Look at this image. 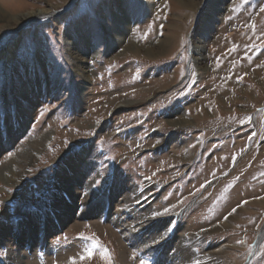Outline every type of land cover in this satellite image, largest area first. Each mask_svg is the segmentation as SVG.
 <instances>
[{"label": "rangeland", "instance_id": "obj_1", "mask_svg": "<svg viewBox=\"0 0 264 264\" xmlns=\"http://www.w3.org/2000/svg\"><path fill=\"white\" fill-rule=\"evenodd\" d=\"M116 1L0 0V53L16 44L10 58L0 55V264H68L92 245L81 233L101 247L78 264H108L105 252L111 264H176L170 237L146 248L113 221L122 214L130 226L146 215L134 213L142 208L133 187L157 196L153 209L186 198L155 220H167L164 229L178 222L177 243L189 249L180 261L255 264L249 245L264 242V0L239 11L232 8L240 0H122L130 27L122 41L109 30L121 15ZM39 9L50 13L18 18ZM81 33L87 78L67 44ZM165 40L163 54L144 53ZM196 40L206 44L207 70L195 60ZM132 43L139 53H127ZM46 133L53 136L44 152L20 159ZM82 192L90 193L86 207ZM52 211L65 220L45 234Z\"/></svg>", "mask_w": 264, "mask_h": 264}, {"label": "bare ground", "instance_id": "obj_2", "mask_svg": "<svg viewBox=\"0 0 264 264\" xmlns=\"http://www.w3.org/2000/svg\"><path fill=\"white\" fill-rule=\"evenodd\" d=\"M116 2L118 3L119 12L121 13V15H116V16L114 15L115 18L117 19V24H113L112 26H110L109 30L113 34L114 38L117 41H122L124 39V37L128 35L127 32H128V30H129L130 27L128 26V18H127L126 13H125L126 11H125L124 7L121 4L122 0H117ZM181 2L184 5H186V6L190 5V2L185 3L184 0H182ZM192 4H193V2H191V5ZM49 13L50 12L47 9H39V10H36V11L27 12V13L21 15V16H18V18H26V17H32V16H41V15H47ZM3 19H7V15H5ZM9 19H13L15 21L16 20V17L12 16ZM81 34H82L81 35V40L79 42L77 41L75 43L74 40H73V38L70 37L68 39V41H67V44L69 45L70 52L72 54V57L75 60V65H76L77 70L81 72V76H83V78H87L85 76V71L83 70V66L80 65V61L82 63L86 62V60H84L85 58L82 57V54H86V52H88L90 50V46L88 45L86 34L85 33H81ZM196 41L197 42H195V46H194V49L195 50H194V52L197 54V57L195 58V60L198 62V66L201 65V67H200L201 69L207 70L206 68L203 67L204 65L202 66V64L204 62V59H205V57H204V51L206 50V44L204 42H202V41H198V40H196ZM161 43H162V45L160 44L161 46L158 47V48H155V46H150L149 48H147L146 52H144V53H147L148 55L153 56V57L156 54H159V53L160 54H163L167 50V48L170 47L169 46L170 43H169V40H165V41H163ZM83 44H84V47L81 46ZM15 46H16V44H13L11 47L7 48V50H5L4 52L0 53L1 57L4 56L6 58H10V56H12V52H13V49L15 48ZM126 48H127V53L136 54V52L137 53L140 52V48L137 45H135L134 43H132L131 45L127 46ZM39 58L41 59V57H39ZM39 58H38V60H39ZM38 63L40 64L41 62L38 61ZM40 66H41V64H40ZM223 96L225 98H227V101L230 99V95L227 92H224V95ZM130 103L131 102H127L126 104H130ZM26 115H27L26 112L22 114V116H23V120L22 121L23 122L20 123V124H22L23 127L25 126V123H26V118H25ZM52 134L53 133H48V134L46 133L43 137H41L39 139L37 138L38 140L35 141L31 145V147L28 149V151L26 153L24 152L25 154L22 157H20V159L24 160L25 163L29 162L30 160H33L32 158H34V157L36 159L39 155H41L44 152V150L47 148V146L51 142L52 136H53ZM17 162H15V163H17ZM13 173H14V168H10V171H8V173H7V175H8L7 178L8 179L7 180L6 179H3V180L6 181L7 183L9 182V180L11 181V178L10 177L13 178ZM111 186H112V183L109 180L107 182V186H105L106 188H104L102 192L105 195H107V194L112 195L110 193V190H111L110 187ZM131 190L133 191V194L137 196V198L141 197L142 192L140 190H137L135 187L131 188L130 189V192H132ZM70 192H71V195H74V193L72 191H70ZM130 197H131V194L128 193V195L126 197L127 199L124 200V201L125 202L126 201L129 202ZM156 197L157 196H155L154 194L151 193V195H149V201L148 202H145V203H142L140 205H137L138 207L141 206L142 209L140 210V209L136 208L134 210V213L135 214H138L139 213L140 215L141 214L142 215L143 214H146L147 215L148 213H150L153 210L152 202L155 200ZM127 204H129V203H127ZM134 205H132V206H134ZM53 207H54V205H53ZM137 209L140 210V212ZM71 210L72 209L67 208L64 211L65 212V216L67 218H69V216L71 215ZM143 210H145V212H143ZM122 216H123L122 214H117L116 217L113 218V221L115 222L117 228L118 229H121V231L123 233H125V234L131 233L130 234L131 237L140 239L141 244H138V245H142V244L145 245L146 243L150 245L152 239L155 238V237H157L159 235V233L164 230L163 226H164V224L167 223V220H160L158 222L155 221L156 224L153 223L147 229H142L140 232H133L131 229L126 228V226H129V225L124 224V221H122L123 219L121 218ZM58 217L59 216L58 215L56 216V214H55L54 211H52L47 216L45 215V219L47 220V224H48V222H51L53 224V220H55V219L58 220V222L56 221L53 225L50 224L49 227L46 228V233L45 234H48L49 232H51L52 229H57L58 228L57 224L60 225V226H62L61 224L64 223L65 218L62 219V218H60V217L58 218ZM31 218H33V217H31ZM31 218H28L27 221L24 222L25 223L24 225L27 226L28 228H31L32 229L33 226H36L37 225V222H36V220H34V219L32 220ZM173 221L174 222H177L176 220H173ZM176 225H175V230L173 232H171V233H165V235L167 237H170V239H168V242L167 243L168 244H171L172 248L175 250V251H172V253H171L173 255L172 258H169L168 260H173L176 264L177 263L178 264H186V263L183 262V260L182 261L179 260V259H181L179 257V255H183L184 256L189 251V249L187 250L186 246L183 245L182 242L177 243L178 238H176V235L174 234V232L177 229L176 228ZM162 244H164V243H162ZM156 246H155L154 249H158V248H156ZM163 247L164 246L159 247V249L162 250ZM122 251L121 250H118L117 251V254L121 253ZM183 259H184V257H183ZM21 261H22L21 259H18V260L14 259L12 261V264H16L17 262H18L17 264H22Z\"/></svg>", "mask_w": 264, "mask_h": 264}, {"label": "snow or ice", "instance_id": "obj_3", "mask_svg": "<svg viewBox=\"0 0 264 264\" xmlns=\"http://www.w3.org/2000/svg\"><path fill=\"white\" fill-rule=\"evenodd\" d=\"M231 2V0H230ZM250 0H240L239 4H234L232 11H239L241 6L249 4ZM259 12L264 13V6H259ZM229 19H231V17H229ZM248 27H250L253 31H255V24L254 23H250L248 25H246ZM253 48H255V46L253 45ZM247 59H251V57H246ZM238 79H242V78H238ZM241 123H243V121H241ZM255 134H250L247 139L248 140H252ZM157 144L160 143L159 140L156 141ZM155 145H153L154 147ZM194 146V145H193ZM156 173H153L152 175L154 176ZM264 175V174H262ZM145 180H151L152 176H145L144 177ZM211 181H206L204 184H201L199 188H194L193 192L189 193V195L191 196H195L197 193L201 192L202 189H204L208 184H210ZM101 184L100 180H96L94 181L91 185H89L90 189L93 190V193L95 191H98V185ZM151 195V194H149ZM149 195H144L141 194V197L136 199V203L138 205L148 202L149 201ZM90 197V193L89 192H82L80 199L83 201L82 206L86 207L87 206V198ZM260 198V197H257ZM165 200L168 199V197H164ZM186 198L183 197H179L177 198L175 203H170L167 204L166 206L162 207L161 209H153L148 215H144L142 217H139L136 219V222L131 224L129 227L131 228V230L133 232H140L142 229H147L150 224L152 222H154L157 218L162 217V216H167L171 213H173L174 211H176L181 205L184 204ZM2 203V202H0ZM246 203V201L244 202ZM240 205H237V207H239ZM236 212V208H233L231 210V212H229L227 215H225L223 217L224 220H227L229 216L233 215ZM178 222H174V221H169L168 226L165 227V229L163 231H161L159 233V235L155 238L152 239L151 244H145V247H155L156 245L162 243L167 236L165 235V233H171L175 230V225ZM237 227L239 228L240 225H237ZM257 228L260 231H264V228H260V226H257ZM206 231V229H201V232ZM197 235H199V233H197ZM80 238L84 239V240H92V245L91 247H86L83 252L78 256H73L71 258H69V262L68 264H78V261H83L85 259H91L94 255V251L98 250L101 246L99 244L98 240H93L92 237H84L83 233L80 234ZM65 240H67V237H65ZM246 241L241 240V239H237L236 243L237 244H244ZM175 251V250H173ZM104 257L106 259H108V264H111L110 261V257L107 256V253H103ZM252 260L255 261V264H264V242L258 244L256 247H252L251 245H249V249H248V257ZM208 259L210 260L211 257L209 256ZM195 264H200V261H196Z\"/></svg>", "mask_w": 264, "mask_h": 264}]
</instances>
